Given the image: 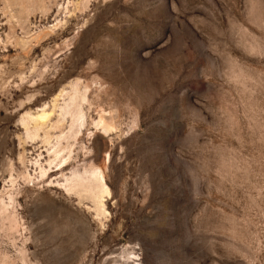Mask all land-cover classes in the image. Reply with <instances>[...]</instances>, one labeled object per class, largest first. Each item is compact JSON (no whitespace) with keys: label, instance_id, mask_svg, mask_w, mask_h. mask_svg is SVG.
Returning <instances> with one entry per match:
<instances>
[{"label":"rangeland","instance_id":"obj_1","mask_svg":"<svg viewBox=\"0 0 264 264\" xmlns=\"http://www.w3.org/2000/svg\"><path fill=\"white\" fill-rule=\"evenodd\" d=\"M0 264H264V0H0Z\"/></svg>","mask_w":264,"mask_h":264},{"label":"bare ground","instance_id":"obj_2","mask_svg":"<svg viewBox=\"0 0 264 264\" xmlns=\"http://www.w3.org/2000/svg\"><path fill=\"white\" fill-rule=\"evenodd\" d=\"M41 119H44V116H41ZM100 174H98V176H99ZM94 176V175H93ZM103 191H105V193H107L108 194V189L105 187V186H103Z\"/></svg>","mask_w":264,"mask_h":264}]
</instances>
